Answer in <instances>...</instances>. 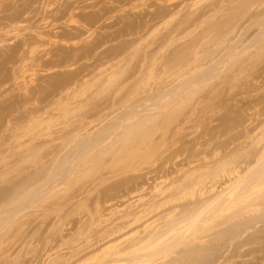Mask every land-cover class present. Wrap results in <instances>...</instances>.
<instances>
[{"label":"rangeland","instance_id":"374dc122","mask_svg":"<svg viewBox=\"0 0 264 264\" xmlns=\"http://www.w3.org/2000/svg\"><path fill=\"white\" fill-rule=\"evenodd\" d=\"M5 75L0 264H264V0H0ZM131 108L161 113L137 153L109 127ZM82 138L111 151L84 166Z\"/></svg>","mask_w":264,"mask_h":264},{"label":"bare ground","instance_id":"6f19581e","mask_svg":"<svg viewBox=\"0 0 264 264\" xmlns=\"http://www.w3.org/2000/svg\"><path fill=\"white\" fill-rule=\"evenodd\" d=\"M6 6L7 5L3 6L4 10H6V8H7ZM14 11L15 12H11L12 14H10V13L3 14L2 20H5V21L17 20L18 21L21 18V19H25L28 23H33L32 18L36 14V12H35L34 15L31 16V14L29 15V13L25 14V10L22 9V8H18V9L14 10ZM43 32H44L43 34H46V35L49 34L48 31H43ZM33 39H34V36L31 33H28V34L24 35L23 37H21V39L19 41H16V43L13 45L14 46V47H12L13 50L10 49V51L8 53L6 51H4L5 54H4V57H3V62L4 63L16 62L20 56L15 54V52H14L15 49L17 51L20 50V48L22 47L23 43L32 42ZM229 50H231V47L227 48V51H229ZM47 53L50 54L49 51ZM23 56H24V54L22 55V57ZM35 58L39 59L40 57L36 56ZM132 58H133V56H131L129 59L131 60ZM79 59H80V55H78V54H75V55L74 54L73 55L65 54L62 57H59V58L56 57V59H52V62H53V65H63L69 60L77 61ZM42 62H47V60H45V61L43 60ZM143 62H144V60H143ZM109 65H110V63L101 66L98 69L97 73H99V75H100V74L104 73L105 71H108L107 69H108ZM142 65H143V63H142ZM186 67L192 70L193 67H194L193 61L192 60H188V62L184 63L183 66H179L178 70L176 72L179 73V75H185L184 79H182L180 81V84L185 85L186 87H188L187 83H188L189 79L191 78V75H190L189 71H191V70L186 71L185 70ZM6 78L8 80L7 75H5L2 79H0V84L5 82ZM108 83L110 85H112L113 81L111 82V79H110L108 81ZM62 84H64V83H62ZM120 84H119V86H118V83L116 85V86H118L117 90H115V97H117L116 101L114 100L115 102H113L111 104L103 103V105L101 106L102 109L109 108L111 110L112 108L115 107V105L117 106V104H115V103H120V101H121L120 98L121 97L118 94H120L119 92H121V89H123V86L124 85L126 86L127 83H125V81H124V83L122 82ZM66 89H68V88H66ZM114 89H116V88H114ZM189 92H190V94H193L195 91L194 90H190ZM176 100L175 101L166 102V103H164V106H166V105L171 106L172 105L171 107L175 106V109H176V107L179 109V108H182V107L185 106L184 101H180L179 98L176 99ZM133 103L135 105V102H132V104ZM131 107H134V106H131ZM109 109H108V112L110 111ZM193 111H194V109H192V112ZM108 112L106 111L104 113H108ZM138 112H139V110H138ZM138 112L135 110V108H131L130 111L128 110L126 112H124V111L122 113L120 112L121 113V117L124 119V121L122 123H120V121H119L118 123L115 122L112 125H109V127L111 129H116L117 130V135H116V139H118V140H116V141H118L117 143H120L121 146H124V145L127 144L130 147L131 152H136V153L139 151V145L136 143V141H147V140H150L152 138V135L154 134V131L156 130V128H158L156 125H157V121H158V119L160 118V115H161L160 112H155V113L152 112L151 114L150 113L144 114V113H138ZM130 115H131V117H130ZM87 126H88V123L85 124V123H83L80 120V122L78 123L77 129L78 130H82V129L86 130ZM109 127H108V129H109ZM165 130H166L165 128H162V130H161V135L162 136H165V134H166ZM97 141H100V140H98L97 138H95V139L93 138L92 140L91 139L87 140V138H84V139L82 138L77 143V145L75 147L76 153L79 155V160L84 166L86 164H88V163H92L93 164L94 162H97L101 158V155H103L104 153H107L108 151L109 152L111 151L110 147H109V150H108L107 149L108 146H105V147H101L100 151L93 152L92 151L93 147L95 145H98ZM155 142L158 143L159 141L157 140ZM117 143L115 145H117ZM261 151H263V150H261ZM263 153H264V151H263ZM263 153H261V155H263ZM117 155H118V153H115L116 157H117ZM261 155L259 154V157H261ZM262 157H264V156H262ZM119 158H124L125 159L126 157H119ZM261 159H263V158H261ZM70 168H71L72 172H75V170H76L75 167H69L67 169L70 170ZM69 170H67V171H69ZM71 171L69 173H71ZM68 174H67V177H68ZM21 201L22 200L19 201L18 199L11 200V201H9L7 203V207L9 206L8 207L9 210H14V209H16L17 207L20 206Z\"/></svg>","mask_w":264,"mask_h":264}]
</instances>
